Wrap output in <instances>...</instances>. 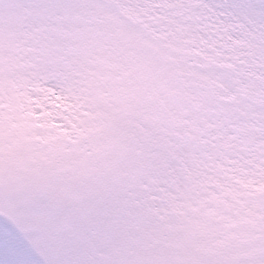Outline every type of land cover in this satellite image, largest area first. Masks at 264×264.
<instances>
[{"label":"rangeland","instance_id":"374dc122","mask_svg":"<svg viewBox=\"0 0 264 264\" xmlns=\"http://www.w3.org/2000/svg\"><path fill=\"white\" fill-rule=\"evenodd\" d=\"M262 189L264 0H0V211L49 264H264Z\"/></svg>","mask_w":264,"mask_h":264},{"label":"trees","instance_id":"16d2710c","mask_svg":"<svg viewBox=\"0 0 264 264\" xmlns=\"http://www.w3.org/2000/svg\"><path fill=\"white\" fill-rule=\"evenodd\" d=\"M155 46V50H158V47L159 48H162V49H166V48H168V49H170L171 48V50H176L177 51V56H176V63L174 62V63H172L173 65H172V68H173V70H174V72L175 71H178V72H182L183 73V76L181 77V81H185V79L187 80V81H189L190 82V84H187V85H185L184 86V88H182L181 90H182V92L185 94V95H187L188 93H189V89H193L192 87H190V86H192L194 83H191V82H193V80H191V79H189L188 78V76H186V73L188 72V73H190V74H197V75H200L199 74V72L198 73H191L189 70H188V67L186 66V65H184L183 64V62H182V59H181V56L179 55V48L177 47V46H174V45H172L171 43H169V42H167V41H164V40H158V42L154 45ZM176 53V52H175ZM164 56H165V54H163ZM201 73V72H200ZM205 74L206 73H204L203 74V76L202 77H204L205 76ZM178 82H179V80H178ZM192 84V85H191ZM211 84H209V86H210ZM208 87V86H207ZM206 87V88H207ZM164 88V90H172V89H175L174 87H172L171 85H167L166 87H163ZM176 88H178V86L176 87ZM162 91V90H161ZM163 92V91H162ZM139 131L141 132V129H139ZM142 133V132H141ZM126 135H128V133H125V136ZM133 136H136V135H133ZM112 139H110V141H111ZM136 143V142H135ZM139 143V141L136 143V145ZM141 143V142H140ZM112 144H113V142H111L110 143V148L107 150L106 149V151H108V153H105L104 154V156H106V157H112V154H114V153H112L111 152V150H112ZM114 151V150H113ZM133 151L134 150H132V153H133ZM115 154H117V155H120L118 152H115ZM133 157H135V161H136V155L133 153V155H132V157H131V160H132V158ZM105 159V158H104ZM104 163H106L105 161H104ZM99 172V171H98ZM99 175H100V173H99ZM256 226H258V228H262L263 230H264V207H262V210H261V217H260V222H258V223H256L255 225H254V227H256ZM260 238H263L264 239V233H262L261 234V236H260Z\"/></svg>","mask_w":264,"mask_h":264},{"label":"water","instance_id":"95a60500","mask_svg":"<svg viewBox=\"0 0 264 264\" xmlns=\"http://www.w3.org/2000/svg\"><path fill=\"white\" fill-rule=\"evenodd\" d=\"M0 218H4L5 220H7L8 222H10L6 217H4V216H1L0 215ZM28 243V242H27Z\"/></svg>","mask_w":264,"mask_h":264}]
</instances>
